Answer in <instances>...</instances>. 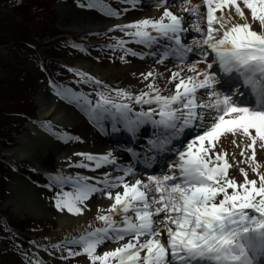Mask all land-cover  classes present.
<instances>
[{
    "label": "snow or ice",
    "instance_id": "1",
    "mask_svg": "<svg viewBox=\"0 0 264 264\" xmlns=\"http://www.w3.org/2000/svg\"><path fill=\"white\" fill-rule=\"evenodd\" d=\"M168 3L155 5L163 6L159 18L114 23L127 39L117 37L107 46L122 50L121 60L129 54L151 56L158 64L174 58L184 67L138 73L146 81L138 92L73 69L80 83L92 86L96 99L72 88L58 91L86 108L98 125L122 124L133 136L151 126L153 133L149 152L128 149L135 166L121 164L112 151L81 152L80 167L105 170L99 176L52 174L49 187L59 189L53 203L60 212L84 214L94 194L112 202L107 210L98 206L100 224L89 221L82 234L40 247L51 248L52 255L56 249L68 257L86 255L87 264H264V165L257 161V146L264 150V0H242L250 17L237 0H203L204 12L200 4L183 9L195 17L191 24ZM233 6L240 20L228 11ZM108 7L114 18L127 11ZM188 35L191 44L184 42ZM131 43L149 51H137ZM229 134L249 165L239 167L241 180L229 172L233 161L239 165L241 160L234 153L230 160L219 145ZM59 136L82 139L67 132ZM158 160L164 161L159 171L152 167ZM116 188L122 191L113 192ZM112 241L122 243L103 247Z\"/></svg>",
    "mask_w": 264,
    "mask_h": 264
},
{
    "label": "rangeland",
    "instance_id": "2",
    "mask_svg": "<svg viewBox=\"0 0 264 264\" xmlns=\"http://www.w3.org/2000/svg\"><path fill=\"white\" fill-rule=\"evenodd\" d=\"M58 1L0 0V232L3 231L2 226L5 223H10L26 232L33 233L37 238L55 228L53 220L50 222L43 217L36 219L27 213L18 214L11 203L5 202L11 192L9 183L13 178L15 161H13L14 157L1 155L7 148L16 145L17 135L25 131L28 121L39 117L38 93L41 87L48 83L50 76L55 77L63 85H69L77 91L87 92L96 99L92 86L80 83L82 78L73 71L75 69L94 74L91 69L77 65L78 60H83L96 65L100 64L103 67L113 68L114 66L116 79L106 82L113 87L129 90L131 87L139 85V82L133 80L135 74L131 70V55L121 60L123 51L107 46L109 42L115 43L117 37L127 39L126 36H122L124 32L118 29H109L113 19L109 14L111 9L108 5L127 9L128 0H63L67 5H70L72 10L70 16L61 15L55 11V3ZM155 2L157 1H151L150 5L153 6ZM89 4L94 7H88ZM232 12L235 13V10ZM127 13L125 11L123 15L127 16ZM90 16L99 22L100 26L96 30L97 35H93L88 28L80 29V27L72 25L75 18L88 19ZM64 19L68 21V24H65ZM188 22L189 24L193 23L194 17H190ZM107 30L117 35H105L104 32ZM193 30L191 29V31ZM189 38L186 37L185 41ZM76 45H82V47H76ZM129 46L138 51L139 47H143L136 43H131ZM174 62L179 64L177 60ZM147 67L153 71L159 70L151 62L147 64ZM160 80L162 81L163 78L160 77ZM46 120L49 123H54L53 117H48ZM89 127L90 125L84 120L72 127L64 126L63 128L74 134L73 137H84ZM73 140L78 146H83L84 142ZM92 153L96 152L92 151ZM99 153H104V150ZM114 155L117 156L116 153ZM82 159L84 157L80 155L74 157L76 163L68 169L69 174L87 175L91 172V169L78 165L77 162ZM56 190L52 189L50 195L54 196ZM3 234L5 237L0 236V252L2 254H0V262L1 264H16L13 261L16 253L2 252L1 249L4 244L6 245L12 240V234L7 231L6 233L4 231ZM31 240L34 242L33 239ZM118 242L122 243V241ZM41 249L42 252L45 250L47 256H52L51 248L42 247ZM53 256L58 264H78L81 261L87 263V257L83 254L68 257L66 251H63ZM81 256V261H79ZM25 257L27 261L33 263L35 259H38L32 253H28Z\"/></svg>",
    "mask_w": 264,
    "mask_h": 264
},
{
    "label": "bare ground",
    "instance_id": "3",
    "mask_svg": "<svg viewBox=\"0 0 264 264\" xmlns=\"http://www.w3.org/2000/svg\"><path fill=\"white\" fill-rule=\"evenodd\" d=\"M149 1L150 0H129L127 16L122 15L120 18H114L111 16L113 19L112 26L114 23L124 24L130 20L143 17L159 18L163 12V6H155L158 2L155 5L150 6ZM237 2L241 3V6L245 8L246 14L250 17V11L245 5H243L242 0H237ZM133 3L135 4V7L132 6ZM196 4H200L201 11L204 12L203 0H191V4H185V0L181 2L169 0L167 6L177 14L185 16L188 20L193 15L184 12L183 9ZM233 10L234 6L228 11H230L234 17L236 16V20H240L241 18L233 13ZM68 12L70 13L72 11L69 10ZM217 14H219V12ZM72 25L77 28L80 27V29L88 28L93 35H97L96 30L100 26L98 20L93 16L88 17V19L82 17L75 18ZM112 26L111 28H113ZM201 26H206V23L202 22ZM104 34L109 36L117 35L109 30L105 31ZM122 36H126L125 33H122ZM131 61L132 70L135 74V76L132 75L133 80L139 82V85L137 87H131L129 91L138 92L146 83L138 73L150 70L147 67L150 60H148V63H145L144 60L132 57ZM151 63L159 68V71H164L165 67H177L169 60H166L163 64H158L156 63L155 58H153ZM77 65L91 69L97 77L105 82H110L111 80L116 79V73L114 72V69L116 68L114 66L113 68L103 67L90 61L83 60H78ZM183 66L184 65H180L179 67ZM204 66L205 65L202 63L200 64V67ZM162 78L163 77H161V79ZM65 87L66 86L60 85L57 81L51 80L48 85L43 87L42 92L39 93L37 98L40 117L43 121L47 117H53L55 123L52 127L43 126L44 122L42 123V121L39 120L29 122L27 124L28 130L19 137V144L12 149H7L5 152L7 155L16 157L19 161V167L15 174V178L10 184L13 193L8 200L9 203H11L12 207L17 210L18 214L22 215L27 213L36 219L43 217L50 220V222L53 220L52 223L55 225V228L51 232L43 234L37 238L33 236L34 243L39 246H46L58 240L78 236L89 229V221H91L92 224H100L101 222L96 219L98 206L102 205L104 210H107V206L112 202L108 197L105 198L99 194H94L90 201L92 205L91 209H86L85 213L79 216L60 212L54 206L53 196L52 194L50 195V191H48V185L52 174L61 172L68 174V168L76 163L74 157L79 155V152L94 151L99 153L104 148L103 142L101 141L103 140V137L99 134L101 124L98 125L94 123L87 129V133H85L84 137L80 140L81 142H84L82 144L85 148H83V146H78L73 139L66 141L60 138L59 134L63 133V131L61 132V126L80 123L87 120V118L91 119L86 108L79 103L73 102L71 99H64L63 96L57 94L60 89ZM106 122L108 123V121L103 122V124L105 123V126L107 125ZM233 139L234 137L232 135H226L221 138L219 145L222 149L227 150L230 160L233 153L237 159L241 160L239 165H236L235 161H233L234 167L229 170L230 175L235 176L237 180H241L242 176L239 173V167L249 168V165L240 157V147H237L232 143ZM235 139L240 142L241 146L245 144V140L239 135H237ZM107 140H109L108 144L116 142L115 138H109ZM245 151L247 156H251V149L246 148ZM67 157H71V159H66ZM126 157L129 158L128 155L124 158ZM257 161L264 165V150L259 149L258 146ZM96 173H98V171ZM249 175L252 176L254 174L249 171ZM120 190L122 191V188H120ZM113 192L115 191L113 190ZM114 243L115 244L113 245L111 242H107L103 247L112 248L118 245L117 242ZM33 251L35 252V250ZM35 253L40 254L38 251ZM36 256L38 257L39 255ZM41 258L43 259L44 257ZM55 261L56 260L53 259L52 264H55Z\"/></svg>",
    "mask_w": 264,
    "mask_h": 264
}]
</instances>
